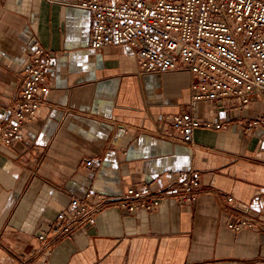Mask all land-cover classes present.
I'll list each match as a JSON object with an SVG mask.
<instances>
[{
    "label": "crops",
    "instance_id": "1",
    "mask_svg": "<svg viewBox=\"0 0 264 264\" xmlns=\"http://www.w3.org/2000/svg\"><path fill=\"white\" fill-rule=\"evenodd\" d=\"M70 1L0 0V109L13 105L32 50L54 55L36 119L0 146V264H41L35 234L72 199L163 188L179 172L200 177L194 203L104 207L92 226L59 238L46 264H264V233L229 230L223 209L226 195L264 204V127L245 129L263 102L192 101L187 72L145 73L128 45L92 49L91 14ZM184 111L224 127L196 128L184 143L164 120Z\"/></svg>",
    "mask_w": 264,
    "mask_h": 264
},
{
    "label": "built area",
    "instance_id": "2",
    "mask_svg": "<svg viewBox=\"0 0 264 264\" xmlns=\"http://www.w3.org/2000/svg\"><path fill=\"white\" fill-rule=\"evenodd\" d=\"M67 4L91 14L92 49L128 45L145 73L187 72L192 101L233 98L243 106L255 100L264 104V0H73ZM53 63L54 55L46 49L38 47L30 53L13 105L0 109V146L21 141L22 126L36 119ZM164 120L188 144L196 128L224 127L202 123L188 111L166 114ZM260 127H264V113L245 122L248 132ZM200 187L198 174L179 172L163 188L131 185L119 199L87 192L72 199L68 211L59 212L35 234L41 243L37 259L46 264L59 238L92 226L104 207L114 205L136 213L152 212L166 199L192 204ZM223 205L229 230L264 233V219L252 213L264 210L260 198L242 204L226 195Z\"/></svg>",
    "mask_w": 264,
    "mask_h": 264
}]
</instances>
